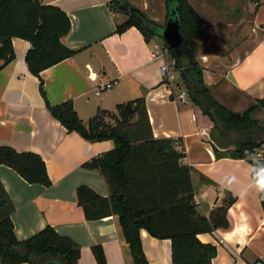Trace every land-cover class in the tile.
I'll list each match as a JSON object with an SVG mask.
<instances>
[{
    "label": "crops",
    "instance_id": "obj_1",
    "mask_svg": "<svg viewBox=\"0 0 264 264\" xmlns=\"http://www.w3.org/2000/svg\"><path fill=\"white\" fill-rule=\"evenodd\" d=\"M111 1L42 0L45 5L60 7L70 17L72 31L63 43L78 52L41 74L49 101L54 106L72 101L87 125L100 110L114 113L118 105L145 99L154 138L180 140L176 149L186 155L181 165L190 169L198 213L209 217L230 194L237 197L228 212L231 227L198 237L203 244L217 248L213 264H264V208L259 186L252 178L253 166L234 153L224 154L235 148L215 144L211 138L213 124L200 108L173 99L172 90L163 83L162 60L152 56V42L136 28L116 33L127 18L111 10ZM203 1L198 3L206 9L211 0ZM229 1L234 4L232 9L220 4V8H212L216 18L212 25L215 33L220 30L222 34L226 25H237L236 30L243 26L244 35L236 31L240 40L236 51L230 56L212 53L199 59L215 99L234 112L244 113L264 99V0ZM189 2L195 8L193 0ZM130 3L166 26V0ZM199 13L205 22L201 31H209ZM224 16L235 20L225 24ZM13 46L15 60L0 71V148L9 146L41 156L53 183L50 188L29 184L10 167L0 166V181L16 208L12 221L17 239L28 240L51 226L80 245L79 264H97L92 248L98 245L104 248L108 264H134L119 217L88 221L76 196L78 188L87 186L102 198L110 197L101 172L84 165L113 150L115 143L88 142L55 120L41 95V81L30 73L25 60L31 44L14 39ZM225 46L221 42L220 47ZM105 83L117 87L109 96H96L95 89ZM242 223L245 230L236 231ZM141 239L151 264H172L171 240L154 238L146 230L141 231Z\"/></svg>",
    "mask_w": 264,
    "mask_h": 264
},
{
    "label": "trees",
    "instance_id": "obj_2",
    "mask_svg": "<svg viewBox=\"0 0 264 264\" xmlns=\"http://www.w3.org/2000/svg\"><path fill=\"white\" fill-rule=\"evenodd\" d=\"M179 7L180 33L183 42L169 51L178 75L177 89L188 93L190 102L201 109L213 124L211 138L223 149L234 147L237 159L253 166L252 178L259 186L264 182V157L253 158L264 147V99L257 100L244 113L230 110L215 99L204 80L205 68L197 58V34L205 22L189 0H174ZM110 8L126 16L116 28L123 34L136 28L147 42L163 40L165 27L152 20L130 0H112ZM168 18L174 5L166 0ZM72 31V22L58 6L45 5L42 0H0V71L16 58L14 39L31 44L26 55L30 73L40 79V92L52 117L69 133H77L88 142L113 141L115 148L84 165L98 170L105 178L110 197L102 198L87 186L76 192L78 205L88 221H100L117 215L125 243L134 264H151L146 257L141 231L152 237L172 242V264H213L217 248L203 244L199 235L231 227L228 212L237 201L230 194L221 207L209 217L198 213L190 169L182 166L186 155L176 149L180 140L155 139L145 99L117 106L116 112L99 111L86 125L77 114L72 101L54 106L48 99L41 74L74 57L78 52L68 48L63 39ZM215 153L220 151L213 146ZM16 171L29 184L52 186L43 158L35 153L18 152L12 147L0 148V166ZM264 208V192H260ZM16 208L0 181V263L1 264H79L81 247L48 226L28 240L15 235L12 216ZM97 264H108L101 245L92 248Z\"/></svg>",
    "mask_w": 264,
    "mask_h": 264
},
{
    "label": "rangeland",
    "instance_id": "obj_3",
    "mask_svg": "<svg viewBox=\"0 0 264 264\" xmlns=\"http://www.w3.org/2000/svg\"><path fill=\"white\" fill-rule=\"evenodd\" d=\"M193 3L195 5V8L203 14V16L206 20V23L208 24V30H209V31H205V32L201 31L199 36L197 37L198 44H199V52L197 53V58H198L199 62L200 63L202 62L199 59V57L201 55H211L212 53H215V54L216 53L217 54L222 53L223 55L230 56L231 54H233L236 51L235 47L240 43V40H237V37H238L237 32L239 31L242 33V35H244L245 30H244L243 26L238 27V29L236 30L237 25L236 26L233 25L234 27H230V26L226 25L227 30L223 34L220 32V30H218L217 33H215V31L213 29L212 22L216 18H213L214 13L212 11V8L213 7L220 8V6H223L224 9L227 8V10H229V9L233 8L234 4H231V2L229 0H217V1L211 0L208 3L209 6L206 9H204L201 6V4L199 5L198 0H193ZM202 3H204L203 0H202ZM243 3H244L243 1L240 2V5H237V7H241V4H243ZM219 4H220V6H219ZM222 19L226 21L225 24L231 23L233 20H235V18H231L229 16H224V17H222ZM239 20L240 19H238L234 23L239 22ZM221 36H223V37L220 39ZM246 37H247V34H246ZM151 42H152L153 47L155 48L156 51L164 48L165 43L160 38H155ZM221 42H225L226 46L220 47ZM116 87H117V84L115 85L113 90H115ZM105 94H106L105 96H107V95L109 96L111 93L107 92ZM114 110H115V108H113V111ZM254 117L259 119L260 121H262L264 118V112L256 113L254 115ZM252 157L253 158L264 157V147L257 150Z\"/></svg>",
    "mask_w": 264,
    "mask_h": 264
},
{
    "label": "built area",
    "instance_id": "obj_4",
    "mask_svg": "<svg viewBox=\"0 0 264 264\" xmlns=\"http://www.w3.org/2000/svg\"><path fill=\"white\" fill-rule=\"evenodd\" d=\"M152 56L154 59L162 60L161 73L163 77V83L165 85H168L173 92V90L177 89L178 75L174 68L175 65L174 62L169 61L167 57V50L163 48L161 50L156 51L154 48ZM113 87H114L113 83L100 84L95 89V94L96 96L100 97L103 94L110 92L113 89ZM177 93L174 99L175 101L181 102L183 104H188L190 102L189 95L186 91L177 90Z\"/></svg>",
    "mask_w": 264,
    "mask_h": 264
},
{
    "label": "water",
    "instance_id": "obj_5",
    "mask_svg": "<svg viewBox=\"0 0 264 264\" xmlns=\"http://www.w3.org/2000/svg\"><path fill=\"white\" fill-rule=\"evenodd\" d=\"M174 7L171 10L167 24L163 29L161 36L164 43L167 45L168 50L178 48L183 42V36L180 33L181 24L179 20V7L174 0H170Z\"/></svg>",
    "mask_w": 264,
    "mask_h": 264
},
{
    "label": "clouds",
    "instance_id": "obj_6",
    "mask_svg": "<svg viewBox=\"0 0 264 264\" xmlns=\"http://www.w3.org/2000/svg\"><path fill=\"white\" fill-rule=\"evenodd\" d=\"M258 190L260 192H264V182H261L259 187H258ZM246 228V225H244L243 223L241 225H239L237 228H236V231H244Z\"/></svg>",
    "mask_w": 264,
    "mask_h": 264
}]
</instances>
